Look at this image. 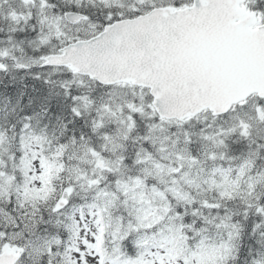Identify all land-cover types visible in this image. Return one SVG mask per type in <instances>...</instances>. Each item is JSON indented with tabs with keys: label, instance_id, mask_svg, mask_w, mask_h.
Segmentation results:
<instances>
[{
	"label": "snow or ice",
	"instance_id": "1",
	"mask_svg": "<svg viewBox=\"0 0 264 264\" xmlns=\"http://www.w3.org/2000/svg\"><path fill=\"white\" fill-rule=\"evenodd\" d=\"M0 264H264V0H0Z\"/></svg>",
	"mask_w": 264,
	"mask_h": 264
}]
</instances>
